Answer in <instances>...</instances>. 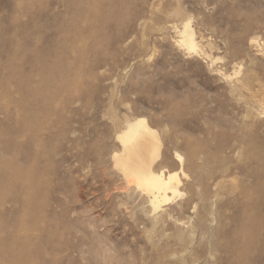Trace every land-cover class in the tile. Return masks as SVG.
Masks as SVG:
<instances>
[{
  "label": "rangeland",
  "instance_id": "374dc122",
  "mask_svg": "<svg viewBox=\"0 0 264 264\" xmlns=\"http://www.w3.org/2000/svg\"><path fill=\"white\" fill-rule=\"evenodd\" d=\"M139 118L180 180L158 210L113 159ZM5 140L0 243L25 222L28 264H264V0H0Z\"/></svg>",
  "mask_w": 264,
  "mask_h": 264
},
{
  "label": "bare ground",
  "instance_id": "6f19581e",
  "mask_svg": "<svg viewBox=\"0 0 264 264\" xmlns=\"http://www.w3.org/2000/svg\"><path fill=\"white\" fill-rule=\"evenodd\" d=\"M178 28L176 27V29ZM179 33L181 35L180 47L189 53L197 52L199 46L190 23L185 24L179 30ZM117 138L122 145V153L115 155L113 159L116 168L123 174L125 181L128 184H134V188L139 195L146 199L155 210L161 208L162 204L171 201L173 198L169 197V193L173 197L177 195L180 180L177 173L172 174L167 170L160 169L156 171L154 169L156 160L160 155L161 142L157 136V131L149 126L147 119L139 118L128 122ZM3 146L2 151H0V159L10 152L7 140L3 142ZM10 169L14 173L13 167H10ZM22 172L21 169H18L14 175L17 177ZM36 180L32 181L33 186L38 184ZM20 202L24 211L29 209L31 201L29 202L27 197ZM17 223L13 226L15 230L10 231L8 234V239L11 241L9 245L7 244L8 246L6 245L8 249L7 247L3 248L4 246L0 243V248H3L2 250L0 249V255L5 256L10 264H28L29 256L25 251L27 250L26 246L23 243L19 247V240L15 237V234L25 226V222L20 225ZM17 249H23L24 252L22 253L21 251L22 254H18L16 253Z\"/></svg>",
  "mask_w": 264,
  "mask_h": 264
}]
</instances>
